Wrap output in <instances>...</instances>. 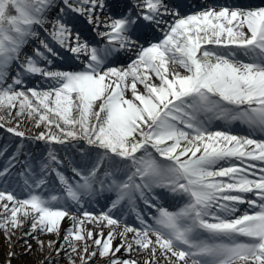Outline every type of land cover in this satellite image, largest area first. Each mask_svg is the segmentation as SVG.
<instances>
[{"label": "snow or ice", "instance_id": "snow-or-ice-1", "mask_svg": "<svg viewBox=\"0 0 264 264\" xmlns=\"http://www.w3.org/2000/svg\"><path fill=\"white\" fill-rule=\"evenodd\" d=\"M106 6L0 0V113L12 117L0 114V127L48 149L36 157L20 144L0 164V230L11 241L28 227L20 238L25 254L36 241L37 264H264V6L213 3L182 16L166 0H132L102 19ZM66 11L103 43L73 36ZM153 28L162 37L141 44ZM56 46L83 66L56 68ZM121 52L134 59L109 66ZM35 76L49 86H29ZM22 117L46 131L26 136ZM218 121L247 133L213 130ZM54 145L77 150L70 175ZM99 196L110 203L95 215L85 203ZM125 206L138 224L114 214Z\"/></svg>", "mask_w": 264, "mask_h": 264}, {"label": "bare ground", "instance_id": "bare-ground-1", "mask_svg": "<svg viewBox=\"0 0 264 264\" xmlns=\"http://www.w3.org/2000/svg\"><path fill=\"white\" fill-rule=\"evenodd\" d=\"M107 1H109V0H106V4H107ZM113 1H115V0H113ZM221 1H224V0H221ZM236 4H252V5H257V6H264V0H233ZM256 2V3H255ZM125 3H126V1H125ZM125 3H123V0H118V2H117V5H118V7H122V5L123 4H125ZM130 4V3H129ZM106 8V7H105ZM181 15V14H180ZM51 16H52V18L54 17V16H56V12L55 11H53L52 13H51ZM105 17H107L106 16V14H104L101 18L103 19V18H105ZM69 19L70 21L69 22H67V24L69 25V27H71V25L70 24H72L73 26L75 25L76 27L75 28H77L78 29V31L79 32H76V33H79L80 34V37H81V40L83 41V39H85V38H89V37H91V35L90 34H88V30L82 25V23H80V22H77L76 21V19H73V18H75L74 16H68V17H64L63 19H64V21L66 20V19ZM170 18H172V16H167V17H165V19H170ZM72 28V27H71ZM83 28L85 29V33H87L86 35L84 34V33H81V31H83ZM73 32V31H72ZM160 32V31H159ZM75 32H73V36H75V34H76ZM83 35V36H82ZM85 35V36H84ZM162 37V32H160V33H158L157 32V34H156V32H155V30L154 31H148V32H146V33H144V35L142 36H140V40L139 41H142V40H144V38H146L147 39V41H148V38H152V40L153 39H159V38H161ZM146 39H145V42H147L146 41ZM144 42V41H143ZM57 47V49H59V51H58V53H59V58H61V59H59V58H54V64H55V67L56 68H61L62 66H69L70 68H73V65H74V62H73V60L74 59H72V57L69 55H67V52L66 51H64V49L63 48H60L59 46H56ZM109 66H115V67H126L127 65H119V64H116V65H109ZM13 71L15 70L14 68L12 69ZM181 71H182V69H181ZM28 84H29V86H35V85H38V86H40V87H43V88H47L48 86H49V82H47V81H45L42 77H40V76H35V77H31V78H29V80H28ZM142 87V86H141ZM236 123H238V122H236ZM43 130L42 131H46V128L45 127H43L42 128ZM225 129H230L231 131H233L234 133H238V134H240V135H244V134H246L247 133V130H246V127L245 126H243V125H241L240 123H238V125H235L234 123L233 124H230V125H225L223 122H216L215 124H214V126H213V130H225ZM26 133V136H28V137H33L34 138V136L33 135H31L30 133H28V132H25ZM254 138H257V139H259V138H261V137H259V136H256V137H254ZM25 142H26V146H28V147H30V148H32V146H34V142H37L35 139H23ZM39 143V146H41V147H39V148H37L36 150H32L31 152H28V150H29V148L27 149V151H26V153H28V154H34L36 157H39L40 155H42V154H45V152L43 151V149H44V147L43 146H45V142L44 141H42V142H37V144ZM54 148H55V150L58 152V154H59V156L61 155V157H62V154L61 153H63V156L65 157V156H67L68 157V160L67 161H65V165H66V167H67V171H68V167H70V164H69V160L70 159H72L73 158V153H75L77 150L76 149H73V150H63V148H64V146H61V145H54L53 146ZM61 149V150H60ZM7 151L5 152V156L4 157H0V162H1V164L3 163V161L4 160H6L7 159V156H9V155H11L12 154V147H9L8 149H6ZM63 150V151H62ZM20 158H25V155L24 154H21L20 155ZM163 200V199H162ZM100 202L102 203V204H99V202L98 201H87L86 203H85V208H91V209H89L90 211L89 212H92V213H94L95 215H99L100 214V212L101 211H106L107 210V204H108V201L106 200V197H103L102 199H100ZM110 202V201H109ZM163 202V201H162ZM96 203V204H95ZM168 203H171V201L169 200V202ZM167 203V204H168ZM98 206H101L99 209H97L98 208ZM103 206H105V208H103ZM96 208V209H95ZM242 208H244V206L242 207ZM103 209V210H102ZM96 210H100L99 212L97 211V212H94V211H96ZM123 211H125V208H123V209H117V210H115V212H114V214L116 215V216H118V217H120L121 219H126L127 220V223H129V224H133L132 222H131V219L130 218H128V217H130V216H126L124 213H123ZM71 224H72V221L71 220H69V219H65V220H63V223H62V229L63 228H67L68 226H71ZM137 224H138V222H137ZM87 227L88 228H91V229H93L94 231H99L100 229L96 226V225H94V224H88L87 225ZM104 231H105V234H106V231H107V229H104ZM42 239H44L45 241H47V240H49V239H54L55 237L54 236H52V235H47V236H42L41 237ZM114 243L115 244H119L120 243V240L119 239H117V240H115L114 241ZM119 255H121L122 257H126L127 256V254L125 253V252H123V251H121L120 253H118ZM132 255V257L133 258H137V256H136V253H132L131 254ZM141 261L143 260V256L141 255V256H139L138 257ZM0 264H4V261L3 262H1L0 261ZM95 264H105V262L104 261H102V260H100L99 259V261L97 260L96 261V263Z\"/></svg>", "mask_w": 264, "mask_h": 264}, {"label": "rangeland", "instance_id": "rangeland-1", "mask_svg": "<svg viewBox=\"0 0 264 264\" xmlns=\"http://www.w3.org/2000/svg\"><path fill=\"white\" fill-rule=\"evenodd\" d=\"M129 2L131 3L132 0H129ZM121 12V10L117 9L116 10V14L114 15H118L119 13ZM66 14H71V15H75L81 19L82 21V24H84L88 30L90 28V31H94V25L92 24H89L88 21H87V18L85 16H82L80 15L79 13H75V12H72V11H66ZM65 14V15H66ZM106 14L105 12V9L103 10V15ZM64 15V16H65ZM110 15V14H108ZM55 18V17H53ZM173 18V17H172ZM50 19H52V16H50ZM174 19V18H173ZM169 22H172L171 19H168ZM102 30V29H101ZM95 32V31H94ZM43 35V32L41 33ZM100 42L103 43L101 41V38H100ZM154 42L153 40L148 39V42H140L141 44H144L145 46H147L148 43H152ZM28 51H31V47L28 48ZM132 57L134 58V54L133 53H128L127 55H125L123 52L119 53V55L115 58L114 62L110 65H116V64H119V65H127L128 63H130V59H132ZM80 66L78 68H76L75 70H79L83 65L79 64ZM2 115H5V119L6 120H11L12 117H9L7 116V114L5 113H0ZM21 119V124H20V130L22 131H25V132H28L30 133L31 135H33L34 137L36 135H38L43 129V127H40V128H37L34 123L31 121V120H28L27 118H20ZM7 126H14L13 124H8L6 125ZM6 127H0V143L1 142H6V145H3L0 147V151H4L5 149H8L9 147H12V153L16 151V148L18 145L20 144H23V153H26L27 149L29 148L28 152H31L32 150H36L37 148L41 147L39 146V143L37 144V142H42V141H38L36 140L37 142H34V146H32V148L26 146V142L20 138V137H17L15 136L13 133H9L6 131ZM44 149L43 151L47 152V147L46 145L43 146ZM61 150V149H60ZM63 150H66L65 147L63 148ZM62 150V151H63ZM67 150H73L70 146L67 148ZM62 154V157L60 155L61 158H64L65 161L68 160V157L67 156H63V153ZM21 160L25 159V158H20ZM70 167H68L69 169V172L67 173L68 175H70ZM100 197V196H99ZM96 204V203H95ZM108 205V204H107ZM106 205V206H107ZM103 208H105V206H103ZM86 209V208H85ZM99 209V206L98 208ZM87 211H90L89 209H86ZM103 210V209H102ZM99 212L100 210H96L95 212ZM130 211V209H127V212ZM240 211L242 212L243 209L241 208ZM133 218H136L135 216H133ZM63 223V221H62ZM70 226H68L67 228H63V229H68ZM28 232V227H24L22 230H17L15 232L14 235L11 236V241H9L4 232L2 230H0V261L3 262L4 261V264H7V259H8V252L9 251H12L15 253V256H13L11 258V264H37L38 261L40 260H43L45 258L44 255H41V252L37 246V243L34 239H28V243L32 245V251L25 254L26 253V248H25V240L24 239H21L20 237L24 236V234ZM42 236H47V235H44V234H41V237ZM63 236V232L61 233V238ZM46 255V253H45ZM117 256H120L122 257L121 255H119L117 253ZM99 261V258L95 259L92 261V264H95L96 261ZM55 264H65V261L63 259V255L61 258L57 259Z\"/></svg>", "mask_w": 264, "mask_h": 264}]
</instances>
